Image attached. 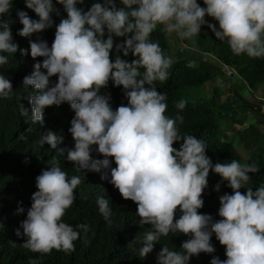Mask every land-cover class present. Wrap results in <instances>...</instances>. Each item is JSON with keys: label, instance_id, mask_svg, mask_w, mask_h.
<instances>
[{"label": "clouds", "instance_id": "clouds-1", "mask_svg": "<svg viewBox=\"0 0 264 264\" xmlns=\"http://www.w3.org/2000/svg\"><path fill=\"white\" fill-rule=\"evenodd\" d=\"M24 2L39 19L33 21L27 12L18 10L23 25L18 35L28 37L53 26L51 14L59 15L53 0ZM84 2L56 0L63 5L67 18L56 25L51 47L44 40L29 41L31 57L44 58L22 81L24 88L34 90L28 97L32 122L43 125L47 107L69 104L75 114L69 128L74 147L58 151L77 170H103L101 178L118 189L124 200L137 205L138 223L152 228L143 235L140 258L153 251L159 237L182 233L191 238L182 243L180 251L163 246L157 254V264H189L192 256L215 251L210 242L214 233L225 246L227 259L213 257L210 264H264V186L255 191L248 187L246 193L240 191L250 181L249 173L259 172V167L237 160L213 165L206 155V141L180 135L177 121L182 124L183 116L170 118L165 114L166 94L154 86L168 78L172 60L158 42L150 40L158 25L182 40L191 39L207 23V15L219 25L207 24L208 28L216 39L226 40L233 53L264 58V0H203L206 7L197 0H120L123 8H117L116 0H103L93 3L87 11L77 7ZM11 7L12 0H0V17ZM0 29V53L17 52L9 24L0 19ZM114 37L124 40L116 43ZM114 47L117 55L113 62L110 54ZM21 53L29 55V49ZM121 54H131L135 59L129 62ZM7 62L8 57L0 55V65ZM52 76H58V81L50 86ZM110 80L114 86H122L126 106L121 104L113 110L110 95L100 94ZM12 92L11 81L0 75V97L9 98ZM186 103L180 100L176 107L183 110ZM19 110L21 116H28L22 103ZM62 140L51 130L40 137L41 145L51 149H57ZM178 141H182L179 150L173 147ZM94 145L103 159L91 155ZM110 157L116 167L111 166ZM210 170L232 189V194L219 197L218 221L198 212L204 205L202 195ZM35 182L37 191L21 223L23 233L16 231L18 237H26L22 246L41 254L53 249L74 251L80 232L62 218L75 202L80 177L69 178L59 162L52 161ZM215 190H220L219 183ZM97 206L111 225L113 212L108 199L98 197ZM177 209L182 213L179 219H175ZM77 227L85 233L89 228L87 224ZM30 264L37 262L33 259Z\"/></svg>", "mask_w": 264, "mask_h": 264}, {"label": "trees", "instance_id": "trees-1", "mask_svg": "<svg viewBox=\"0 0 264 264\" xmlns=\"http://www.w3.org/2000/svg\"><path fill=\"white\" fill-rule=\"evenodd\" d=\"M95 2L103 3V0H85L83 4L78 3L77 7L87 11ZM197 3L201 7H206L203 0H197ZM116 4L117 8L125 7L120 0H116ZM53 5L59 11V15L56 12L51 14L53 26L28 37L18 35L23 25L19 21L17 11L27 12L33 21L38 20L39 17L26 7L24 0H12L10 11L0 17L9 24L13 42L18 45L17 52L13 54L0 53L8 57V62L0 65V75L9 79L13 86V92L9 98L0 97V264H30L33 259L37 264H157V254L163 246L180 251L182 243L191 237L182 233L161 236L154 243L153 251L145 258H140L138 253L142 246L143 235L152 231V228L150 225L138 223L137 205L131 200H124L118 189L101 178L103 170L100 173L77 170L58 151L60 148L74 147L69 128L75 114L69 104L47 107L44 111L43 125L32 122V108L28 97L34 94V90L24 88L22 81L34 70V64L42 63L44 58L37 57L34 60L31 57L29 41L44 40L51 47L56 25L61 19L67 18L63 5L56 3V0H53ZM205 20L207 23L202 25L198 35L191 39H183L186 49L194 50L195 55L191 59L172 62L168 70V78L162 82H155L154 86L158 92L166 94L168 107L165 114L170 118H175L177 115L183 116L182 124L177 121L180 135H193L206 141V155L213 165L230 163L232 160H237L241 164H257L260 171L249 173L250 181L245 188L240 189L242 193H246L248 187L255 191L256 188L264 186V58H250L246 54L233 53L227 41L222 42L216 39L207 26V24H214L218 28V22L207 15ZM107 34L105 29V39ZM123 40V37H114L116 43H121ZM150 40L158 42L165 56L171 59L169 45L171 42L163 27L158 25L151 33ZM23 49H29V55H23L21 53ZM116 55L114 47L110 54L113 62ZM206 55L216 59L219 65L206 61L204 58ZM121 58L129 62L135 59L131 54L128 57L121 54ZM41 71L46 73L44 69ZM140 71L143 72L144 69ZM225 76L240 82L238 86L233 85L231 88L235 89L237 96H240L242 100L240 110L249 105L245 113L250 112L249 116L253 119L252 125L241 130H234L232 135L222 131L220 124H222L221 120L224 124L233 123L238 115L234 110H224L219 113L212 110L211 106L216 108L219 105L215 96L207 101L198 97L187 100V95H199L196 92L193 94L191 88L217 83L221 77ZM57 81L58 76L50 77V86ZM240 91L251 96L254 104L246 103ZM254 92H259L261 99L256 97ZM100 94L110 95L109 103L113 110L121 104L127 105L122 86H114L111 80L106 88L101 89ZM180 100L187 101L183 110L176 107ZM21 103L28 109L27 117L20 114ZM46 130H51L63 138L57 149H51L47 144L41 145L40 137ZM236 137L241 140L245 150L255 148L256 152L246 159L242 158L233 144ZM181 143L182 141H178L173 147L179 150ZM92 147L93 158L103 159V156L96 151L98 146ZM109 159L112 161L111 166L116 167L114 158ZM52 161H58L62 170L68 173L69 178L73 175L80 177L81 183L75 189V202L62 218L63 222L80 232V238L74 242L75 250L71 252L53 249L48 254L33 253L22 246L26 237L23 235L18 237L16 231L23 233L21 223L26 219L27 210L31 207V196L37 191L35 178L43 169L50 166ZM218 183L220 190L216 191L215 186ZM224 194H232L228 182L210 170L208 186L202 195L204 205L198 212L211 215L214 221L220 220L219 197ZM101 196L108 199L112 209L111 225L107 224L99 213L97 198ZM181 214L177 209L175 219H179ZM80 224L89 226L87 233L77 227ZM210 242L215 251L210 254L202 252L198 256H192L189 264H210L213 257H219L220 260L227 259L226 248L219 243L214 233Z\"/></svg>", "mask_w": 264, "mask_h": 264}, {"label": "rangeland", "instance_id": "rangeland-1", "mask_svg": "<svg viewBox=\"0 0 264 264\" xmlns=\"http://www.w3.org/2000/svg\"><path fill=\"white\" fill-rule=\"evenodd\" d=\"M159 26L163 27L162 25H159ZM165 33L168 34L167 32ZM168 39H169V42H171L169 43V45H170L172 62L186 60V58L191 59L195 55V52H193L194 50L186 49L183 40L180 39L176 33L168 34ZM177 52H178V55H177ZM204 58L206 61L217 63L216 59H214L213 57L209 55H206ZM230 77H232V75ZM239 83L240 82H238L237 79L230 80L229 77H226V76L221 77L217 81V83H213V84L209 83V84H205V86H202V87L191 88L190 90H192L193 94L194 92H196L199 95H192V94L187 95V100H193L195 99V97H198V99L207 101V100H210L211 97L215 96L219 105L216 106V108H213L210 105L212 110H215L218 113L224 110H234L238 114L236 117V120L230 125L224 124L221 120L222 124H220L222 131L228 132L230 135H232L234 134V130H241L253 124V119L249 116L250 112L245 113V110L246 109L248 110L249 105H247L246 108L243 107L240 110V107L242 105V100L240 99V96L239 97L237 96V92H235V89L231 88L233 85L238 86ZM240 93L242 94L241 96L243 97V99L246 100L245 101L246 103L254 104L251 96H249L248 94H245L244 91H240ZM253 94L256 95V97H259V99H261V95H259L260 94L259 92H254ZM233 144L236 147L237 152L244 159L248 158L250 154L256 152L255 148L250 149V150H245L242 146L241 140L238 139L237 137L235 141H233ZM263 154H264V151H263Z\"/></svg>", "mask_w": 264, "mask_h": 264}]
</instances>
